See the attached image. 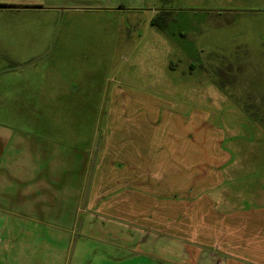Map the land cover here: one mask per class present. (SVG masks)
I'll return each mask as SVG.
<instances>
[{"label":"rangeland","instance_id":"obj_1","mask_svg":"<svg viewBox=\"0 0 264 264\" xmlns=\"http://www.w3.org/2000/svg\"><path fill=\"white\" fill-rule=\"evenodd\" d=\"M42 3L0 9V264L30 263L6 261L4 214L22 189L7 153L40 174L28 145L67 171L49 203L77 222L66 264H169L140 251L182 234L174 194L210 225L235 207L241 233L264 216V0ZM49 239L37 254L56 264Z\"/></svg>","mask_w":264,"mask_h":264},{"label":"crops","instance_id":"obj_2","mask_svg":"<svg viewBox=\"0 0 264 264\" xmlns=\"http://www.w3.org/2000/svg\"><path fill=\"white\" fill-rule=\"evenodd\" d=\"M42 1L44 0H32V3H27L29 0H0V9L12 10L13 8L39 6L36 4L44 5ZM8 133H10V130ZM14 133L13 131L12 134ZM16 146L14 142H8L6 149H14ZM5 150L2 151L1 148V155ZM16 150H18V147ZM27 150L28 156L31 159L27 162L28 168L34 163L33 161L36 157L41 170L39 174L38 171L35 172L33 170L31 172L29 169L33 173L32 177L27 174L24 178V171H19L22 174L17 172L15 167H13L16 166L15 161H12L14 159H9L10 153H7L8 160L6 161V165L12 169L10 182H15L22 189L18 191L19 187L17 186L9 196H5V198L10 199V208H8V212H4L5 222L6 224L8 223V228L6 225V230H8L6 234L8 236L6 261L30 262L29 264H51V259L46 260L45 257L42 258L37 253L40 252V247L44 246L46 248V243L50 240L49 238H52L54 243L51 246H57L55 254L59 257V261L56 264H66V257L71 246L72 236L76 231L77 222L76 219H71L68 224L64 223V218L69 212L60 208L56 210L50 208L49 203L50 199L56 202L61 201L59 200V196L62 193L61 188L64 185V178L61 177L67 171L62 169L61 173V170L52 168L53 166L50 164L52 161L50 153L52 152L49 151V147L46 148L45 144L38 145L37 149L30 148L28 145ZM87 150L89 152V147H87ZM78 151L71 148L67 153H70L69 157L71 158H78L81 164L80 169L82 170L84 166V152ZM66 158L64 157L63 159L66 160ZM57 164H55L56 168L59 166ZM16 173L22 177L16 176L13 178L12 175ZM33 185H37V187H33ZM45 186H49L50 188H44ZM51 188L54 191L49 190ZM51 191L53 194H51ZM175 195L174 200H171L172 198L169 200V210L177 214V206L180 202H177L178 195ZM203 199L205 198L202 197ZM172 201L174 203L170 204ZM194 203L198 202H192L190 199L185 200L178 208L179 216L171 213V216L168 218V222H173V217L175 218L177 226L182 227L180 228L182 234H178L174 238V235L172 237L168 234L161 233L171 239L167 238L166 240L168 242H165L162 246H148L144 251L140 252L154 255L156 258L169 264H264V226L263 229L258 228V224L255 228L249 226L256 221L264 219V216H260L261 219L260 217L247 216L242 221L238 220L241 226L247 228L241 233V227L239 228L234 224L235 214L237 213L235 207L232 212L227 214L226 212H219L221 222L219 221L220 223L216 225H210L200 219L196 220L197 216L203 218L208 212L201 213L203 212V208L201 206H195ZM215 207L212 203L210 209H215ZM253 209L255 210L256 208ZM0 210L2 209L0 208ZM238 211L247 212L251 211V209L243 210L242 208ZM230 214L231 224L230 221L228 222L229 219H226ZM197 223L203 225L202 229L192 227ZM190 230L198 233L192 236L189 233ZM204 246H208L210 249L203 248ZM31 247H34V249L29 250ZM134 249L132 247V250ZM137 250L135 252H138Z\"/></svg>","mask_w":264,"mask_h":264},{"label":"trees","instance_id":"obj_3","mask_svg":"<svg viewBox=\"0 0 264 264\" xmlns=\"http://www.w3.org/2000/svg\"><path fill=\"white\" fill-rule=\"evenodd\" d=\"M151 23H152V24H155V23L157 24V19L152 18V19H151Z\"/></svg>","mask_w":264,"mask_h":264}]
</instances>
